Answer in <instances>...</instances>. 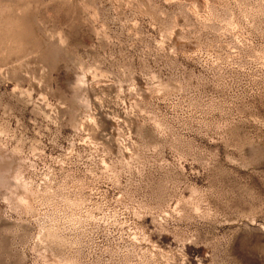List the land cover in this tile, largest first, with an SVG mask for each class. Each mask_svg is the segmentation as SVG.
I'll return each instance as SVG.
<instances>
[{"label": "rangeland", "instance_id": "rangeland-1", "mask_svg": "<svg viewBox=\"0 0 264 264\" xmlns=\"http://www.w3.org/2000/svg\"><path fill=\"white\" fill-rule=\"evenodd\" d=\"M0 264H264V0H0Z\"/></svg>", "mask_w": 264, "mask_h": 264}]
</instances>
